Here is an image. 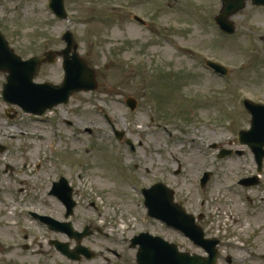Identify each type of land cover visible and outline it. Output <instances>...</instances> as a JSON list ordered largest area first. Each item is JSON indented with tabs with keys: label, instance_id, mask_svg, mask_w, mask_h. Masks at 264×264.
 Listing matches in <instances>:
<instances>
[{
	"label": "rangeland",
	"instance_id": "374dc122",
	"mask_svg": "<svg viewBox=\"0 0 264 264\" xmlns=\"http://www.w3.org/2000/svg\"><path fill=\"white\" fill-rule=\"evenodd\" d=\"M65 2L67 21L52 14L49 0H0V31L16 55L28 60L61 51L69 30L100 84L96 92L76 94L68 105L36 118L3 100L7 73L0 71V248L5 247L0 264H136L131 241L145 232L182 251L202 253L148 217L142 190L159 182L171 187L189 212L208 215L204 226L212 234L203 227L221 239L220 264H228L230 257L234 264H264V173L261 186L239 184L256 174V165L238 142L239 132L249 130L252 120L245 101L264 105V8L250 3L232 19L234 37L224 38L214 27L219 0ZM137 15L147 21L146 27L134 20ZM214 58L228 69L229 83L202 66L201 61ZM62 65L59 59L43 67L35 80L60 85ZM129 97L138 101L135 112L124 104ZM106 115L126 134L124 142L141 146V155H132L122 144L124 159L114 157L115 131ZM213 145L246 152L221 159ZM45 152L50 161L36 174L33 167L47 157ZM46 171L50 177L40 178ZM207 172L213 176L202 190L200 180ZM59 173L77 186L79 203L71 219L75 228L88 225L103 233L88 243L96 253L92 261L69 260L50 246L55 235L22 215L24 208L43 207L64 221L56 201L44 207L31 190L20 209L12 194L22 179L28 189L50 187ZM3 197L9 205L1 203ZM16 239L22 247L11 248Z\"/></svg>",
	"mask_w": 264,
	"mask_h": 264
},
{
	"label": "water",
	"instance_id": "95a60500",
	"mask_svg": "<svg viewBox=\"0 0 264 264\" xmlns=\"http://www.w3.org/2000/svg\"><path fill=\"white\" fill-rule=\"evenodd\" d=\"M225 7L223 13L218 17V23L227 33H234L235 28L228 22L229 18L237 15L245 8L244 0H223ZM255 5H264V0H253ZM53 9L59 13L64 12L63 0H52ZM69 43L68 50L65 52V82L62 86L51 84H35L33 79L39 72L43 62L53 63L55 56L50 53L45 59H34L29 62H23L19 57L9 49L8 43L0 34V70L7 72L8 84L4 88L3 96L5 101L18 105L28 113L43 115L48 109H52L59 102H67L70 95L74 92L84 90H95L98 87L95 72L89 68L77 53L73 57L68 56L73 46L71 33L65 36ZM64 54V53H63ZM246 107L253 115L252 130L240 133V142L242 145H248L256 154L259 165L264 159V106L255 105L251 102L246 103ZM261 170H259L260 172ZM209 174L203 180V186L208 181ZM147 197V206L150 216L166 221L177 229L192 238L196 244L205 246L208 243L204 239L203 231L195 225L193 216L178 206L171 191L164 185H156L151 190L145 192ZM69 208L67 217L72 215L74 204H67ZM65 228L71 230V225H65ZM68 233L70 231L67 230ZM140 246L138 252L139 264H216L217 251L209 247V257L192 256L181 253L176 245H171L158 237L149 234H142L133 240V247ZM86 249L77 250L78 254L85 253ZM61 251L72 259L76 255L71 254L67 247L61 248ZM87 251V250H86Z\"/></svg>",
	"mask_w": 264,
	"mask_h": 264
},
{
	"label": "flooded vegetation",
	"instance_id": "af4514ba",
	"mask_svg": "<svg viewBox=\"0 0 264 264\" xmlns=\"http://www.w3.org/2000/svg\"><path fill=\"white\" fill-rule=\"evenodd\" d=\"M1 153H3L2 150H1ZM46 163H48V160L45 157L40 159V164H38L36 166V168L33 167V170H35V172H37L36 174H40L42 172V169H46V166H45ZM27 168H28V166L25 164L23 166V171L26 170ZM8 171L14 172V168L8 167ZM55 175H58V174H55ZM45 177H47V178L50 177L49 171H46V173L44 175L41 174L40 178H45ZM63 177H65V175L60 173L57 176V178L53 179L54 181H52V183H51L52 185L50 187L47 185V186H40V187H31L29 189L27 187L23 186L25 184L26 179H22V182L20 183L21 184L20 187L13 188L12 194L14 195L15 198H19V200H24L26 202V200H28V197L32 196V192L29 193V191L32 190L37 194L36 198H37V200H39L38 203L42 202L44 207H46L45 205L48 203L49 200L56 201L57 203L61 204L59 198L55 197V195H57V190L54 187V184H55V182L59 181ZM52 191H53V194H52ZM58 193H59V189H58ZM16 202H18V201H16ZM61 206L63 207L62 204H61ZM41 211L43 213L47 212L46 209L43 207H41ZM41 216L50 217V215L46 214V213L38 215V214L31 212L27 215V217H33L34 219H36L37 217H41ZM19 217H23V216L21 215ZM202 217H205V216H202ZM93 235L94 234H91L88 238H86L85 242H87V240L90 241L92 239ZM16 241L18 242L17 239H16ZM18 246H20V245H18ZM24 248H28V247L24 246Z\"/></svg>",
	"mask_w": 264,
	"mask_h": 264
}]
</instances>
